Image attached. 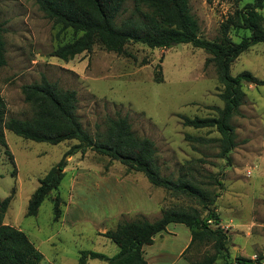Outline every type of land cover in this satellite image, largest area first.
<instances>
[{
    "label": "rangeland",
    "instance_id": "obj_1",
    "mask_svg": "<svg viewBox=\"0 0 264 264\" xmlns=\"http://www.w3.org/2000/svg\"><path fill=\"white\" fill-rule=\"evenodd\" d=\"M252 2L188 0V5L197 19L199 36L214 40L220 23L236 8ZM124 9L119 21L129 17L132 0L125 1ZM259 12L264 17V7ZM0 24L6 60L0 67V97L6 119L31 117L32 108L20 89L38 83L41 76L60 88L74 90L75 113L91 136L106 130L108 118L125 117L137 136L154 143L163 175L193 176L201 183H210L211 176L218 179L219 185L204 187L218 195L214 210L219 217L218 227L227 234V260L264 255L263 86L242 83L245 97L240 115L231 121L237 144L227 158L221 159L217 157L216 142L187 138H217L214 129L185 127L180 119L215 116V108L222 107L218 96L221 85L213 65H205L208 55L203 50L190 44L150 49L128 43L127 56L95 44L90 52L63 61L51 53L79 34L54 25L38 9L36 0H0ZM246 34L229 32L234 41ZM157 65L160 83L154 81ZM242 71L264 79L263 44L251 46L231 63V75ZM4 136L5 146L0 147V201L6 197L10 201L3 223L27 236L43 256L40 264H78L82 251L111 257L117 247L101 234L118 222L140 218L153 221L170 208H198L193 200L172 197L150 185L142 173L127 172L118 161L91 150L66 155L77 143L75 140L50 145L22 139L9 131H4ZM62 159V181L44 198L35 216H26L28 200L39 179ZM210 226L215 227L212 222ZM165 233L154 243L167 242L165 257L151 264H170L180 246V264H191L210 252L202 246H191L186 251L190 234L182 224H170ZM85 264L105 263L88 259ZM217 264H223V260Z\"/></svg>",
    "mask_w": 264,
    "mask_h": 264
},
{
    "label": "trees",
    "instance_id": "obj_2",
    "mask_svg": "<svg viewBox=\"0 0 264 264\" xmlns=\"http://www.w3.org/2000/svg\"><path fill=\"white\" fill-rule=\"evenodd\" d=\"M126 0H36L38 9L54 25L71 29L79 34L71 41L59 45L51 53L60 60L67 61L76 55L90 52L95 44L117 55H127L128 43H140L150 49L166 48L177 44H190L203 50L208 57L205 65L212 64L218 83L221 85L219 98L221 108H215L216 115L203 118L180 116L182 125L193 129H214L218 137L204 139L187 136L189 140L205 143L216 142L217 157L224 159L236 147L232 119L240 115L245 93L242 83L263 86L259 79L248 71L230 74L231 63L243 52L256 44L264 45V17L259 10L264 0H253L241 8H236L220 23L219 35L214 40L199 36L197 19L191 14L188 0H132L129 17L118 20L124 12ZM212 3L213 0H205ZM238 4L240 0H230ZM230 30L247 32L239 41L229 36ZM4 29L0 24V67L6 64L3 42ZM156 83L162 82L160 65L154 75ZM21 94L32 108L29 119L5 118V104L0 97V147L5 146L4 131L33 142L57 145L63 141L75 140L66 155L77 152L83 154L91 150L109 160L118 161L127 172L142 173L148 183L163 189L172 197L193 200L198 208H170L160 217L148 221L122 220L115 228L107 230L103 237L116 245L118 251L108 257L102 253L82 251L78 264L88 259H97L105 264H148L143 256V247L153 243L156 235L166 230L170 224L184 225L190 234L191 246L207 247L206 252L191 264H261L264 255L256 259L236 256L227 260L225 245L226 232L218 227L219 217L214 210L217 193L204 187L219 185L216 177L210 183H201L193 176L163 175L156 161L154 143L146 137L137 136L125 117L108 118L106 130L95 136L82 127L76 111L74 90L60 88L57 83L41 76L38 83L21 86ZM63 159L52 166L39 179L38 187L31 194L26 208V216H35L40 204L52 190H55L64 177ZM214 182V183H213ZM10 197L0 201V264H40L42 254L20 230L4 224V213ZM56 207V206H55ZM212 222L215 227L210 226Z\"/></svg>",
    "mask_w": 264,
    "mask_h": 264
},
{
    "label": "crops",
    "instance_id": "obj_3",
    "mask_svg": "<svg viewBox=\"0 0 264 264\" xmlns=\"http://www.w3.org/2000/svg\"><path fill=\"white\" fill-rule=\"evenodd\" d=\"M169 226V225H168ZM168 226L166 227V231H168ZM160 233L158 235H156L153 239V243L149 246H144L143 247V255H144V259L147 261L148 264H151L150 261L153 262H158L159 260H161V258L165 257V254L167 252L166 249V245L167 242L161 243V244H154L156 238H159V236L166 234V233ZM118 248L115 252V254L117 253ZM182 251L181 246L178 248V250L175 253V260L173 259L174 264H180L179 261H177V255ZM149 256V258L151 260H148L146 257ZM152 262V263H153ZM173 262H171L170 264H172Z\"/></svg>",
    "mask_w": 264,
    "mask_h": 264
}]
</instances>
